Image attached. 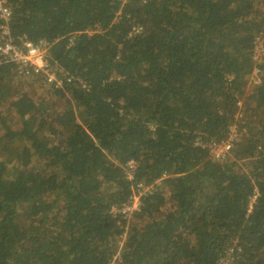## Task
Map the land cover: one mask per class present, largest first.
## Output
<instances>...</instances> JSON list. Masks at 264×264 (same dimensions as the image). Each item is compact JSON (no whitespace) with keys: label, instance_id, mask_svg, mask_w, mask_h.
Wrapping results in <instances>:
<instances>
[{"label":"trees","instance_id":"16d2710c","mask_svg":"<svg viewBox=\"0 0 264 264\" xmlns=\"http://www.w3.org/2000/svg\"><path fill=\"white\" fill-rule=\"evenodd\" d=\"M7 1L71 80L0 64V264H264V0Z\"/></svg>","mask_w":264,"mask_h":264},{"label":"built area","instance_id":"2783aa9c","mask_svg":"<svg viewBox=\"0 0 264 264\" xmlns=\"http://www.w3.org/2000/svg\"><path fill=\"white\" fill-rule=\"evenodd\" d=\"M12 11L7 0H0V64L5 62H14L20 71L25 74H39L45 77L49 85L60 87L63 85L64 78L71 80L66 74H59L57 67L51 62L50 49L53 41L42 37L38 40L30 39L26 36L16 38L11 29ZM141 30V26H133L130 34H134ZM94 31L89 29V32ZM76 39H73V43ZM253 57L260 61L264 58V43L262 35H256L255 45L253 48ZM255 73L257 70L255 69ZM256 80H260L258 77ZM240 102V101H239ZM235 128H231L229 136L222 140L206 139L200 144L206 146L212 157L216 160L226 159L232 148V141L236 136ZM136 162L130 160L124 167L128 178H134V169ZM149 188V187H148ZM256 195L253 196L252 202ZM141 206V199L139 194H134L131 199L125 202L121 210L131 214L135 210H139ZM240 250L235 249L234 246L226 250L225 254L220 260V264H231ZM120 255L114 257L111 264H118Z\"/></svg>","mask_w":264,"mask_h":264},{"label":"rangeland","instance_id":"374dc122","mask_svg":"<svg viewBox=\"0 0 264 264\" xmlns=\"http://www.w3.org/2000/svg\"><path fill=\"white\" fill-rule=\"evenodd\" d=\"M27 88H28V91H30L31 95H34L35 97H40L41 95L42 96L49 95V93L46 92V88H42V87L41 88H38V85H27ZM9 103H10V101L7 102V105L5 104V107L6 106H9ZM5 114H7V113L5 112ZM9 115H11V114L9 113ZM9 121H11V120L9 119ZM1 154H6V153L5 152H2ZM15 161H16V159H15Z\"/></svg>","mask_w":264,"mask_h":264}]
</instances>
